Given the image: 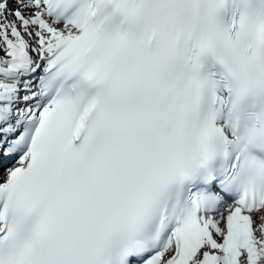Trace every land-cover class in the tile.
<instances>
[{"label":"snow or ice","instance_id":"snow-or-ice-1","mask_svg":"<svg viewBox=\"0 0 264 264\" xmlns=\"http://www.w3.org/2000/svg\"><path fill=\"white\" fill-rule=\"evenodd\" d=\"M0 264H264V0H0Z\"/></svg>","mask_w":264,"mask_h":264}]
</instances>
